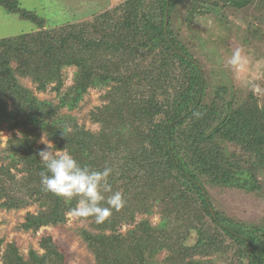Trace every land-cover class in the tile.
I'll use <instances>...</instances> for the list:
<instances>
[{
  "label": "trees",
  "instance_id": "obj_1",
  "mask_svg": "<svg viewBox=\"0 0 264 264\" xmlns=\"http://www.w3.org/2000/svg\"><path fill=\"white\" fill-rule=\"evenodd\" d=\"M0 6L37 26L0 37V129L5 123L11 131L1 149L0 206L37 203L24 230L63 223L76 204L41 185L36 140L43 135L82 165L112 166V190L125 194L124 207L103 223L87 218L90 229L79 231L95 264H264V217L242 222L211 192L237 188L264 200V91L228 84L208 96L204 67L182 34L191 29L187 39L203 47L201 29L191 25L196 17L226 18L228 9L250 7L252 36L260 40L264 0H119L86 20L54 27L17 0ZM72 66L73 83L64 88L62 73ZM18 77L36 90L52 85L57 104L38 99ZM95 87L106 90L105 103L90 112L99 125L93 131L61 108L74 109ZM152 213L160 217L155 224L147 219ZM134 223L119 233L122 224ZM3 242V264H70L50 235L40 239L42 254L23 256L14 242L1 252ZM161 250L166 255L159 260Z\"/></svg>",
  "mask_w": 264,
  "mask_h": 264
},
{
  "label": "rangeland",
  "instance_id": "obj_2",
  "mask_svg": "<svg viewBox=\"0 0 264 264\" xmlns=\"http://www.w3.org/2000/svg\"><path fill=\"white\" fill-rule=\"evenodd\" d=\"M21 7L36 10L46 22V27H54L67 21H83L91 17L94 13L110 7L119 0H17ZM223 15L226 18H213L212 15L205 14L196 17L193 24L204 41L201 47L199 42L190 39L187 27L182 31L183 40L189 43V50L192 57L199 60L204 67L205 77L208 81V96H212L214 88L222 85L237 86L241 89H252L256 94L264 91V35L260 40L252 35L251 20L254 15V8L245 10L228 9ZM211 16V18H210ZM224 16V17H225ZM37 26L29 21L21 20L18 16L6 12L0 6V37L13 36L31 31ZM264 31V26L260 27ZM239 50L240 55L235 63H232V56ZM75 67H67L62 73L63 86L73 83ZM19 82L30 89L40 100H48L53 105L57 104V91L48 86L46 91L36 90L35 85L29 78L18 77ZM64 89H62L63 91ZM106 89L89 88L83 95L78 105L72 109L61 108L62 112H69L74 115L80 124L86 128L96 131L99 125L91 122L90 112L95 107L105 103L103 95ZM18 134V130H13ZM11 135V131L3 123L0 129V156L3 154L2 148L6 145V140ZM36 145L42 150L58 152L52 148V142L43 135L36 140ZM1 164V160H0ZM216 200V204L223 209L226 214L235 217L242 222L256 223L264 217V200L253 193H246L237 188H228L225 191H211ZM39 208L37 203L27 205L19 209H5L0 206V238L3 239L1 249L3 252L5 244L14 242L20 254L26 256L29 250H34L42 254L44 249L40 246V239L44 235H50L56 239L60 245L66 248L68 261L70 264H95L94 254L88 249L87 243L80 236L82 228L90 229L88 219H75L68 213L65 222L55 225H43L33 231L24 230L21 224L26 219V213H36ZM146 217V216H145ZM152 224L160 220L159 214L152 213L147 216ZM141 214L136 215L138 221ZM134 224H122L118 231L125 234ZM98 232L99 230H94ZM195 239V232H191L188 243ZM165 251L156 254L157 259H163ZM0 264L3 262L0 259Z\"/></svg>",
  "mask_w": 264,
  "mask_h": 264
},
{
  "label": "clouds",
  "instance_id": "obj_3",
  "mask_svg": "<svg viewBox=\"0 0 264 264\" xmlns=\"http://www.w3.org/2000/svg\"><path fill=\"white\" fill-rule=\"evenodd\" d=\"M240 52L233 53L232 63L239 58ZM44 170L40 172V182L45 191L76 204L68 209V214L75 219L94 218L96 223H103L113 210H119L126 204L122 190L113 191L109 177L114 168L105 166L96 170L82 165L66 150L39 152ZM106 193L109 195L105 196Z\"/></svg>",
  "mask_w": 264,
  "mask_h": 264
}]
</instances>
